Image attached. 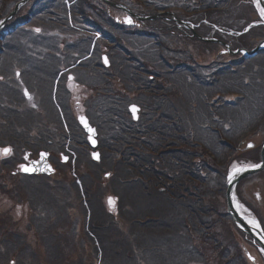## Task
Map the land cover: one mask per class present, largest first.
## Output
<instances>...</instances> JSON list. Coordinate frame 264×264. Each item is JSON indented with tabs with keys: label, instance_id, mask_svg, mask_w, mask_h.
<instances>
[{
	"label": "trees",
	"instance_id": "16d2710c",
	"mask_svg": "<svg viewBox=\"0 0 264 264\" xmlns=\"http://www.w3.org/2000/svg\"><path fill=\"white\" fill-rule=\"evenodd\" d=\"M18 0H5V3L3 4V15H7L9 11L14 7L15 3ZM37 0H31L29 3L30 7H33V2ZM121 1V0H120ZM124 3L129 4L128 0H122ZM101 4L105 7L104 3L100 0ZM139 5L142 4L141 1H138ZM56 7V6H55ZM101 6L97 5L95 3V0H78L75 4L72 6V18L73 21L77 23H82L84 26H90L88 24H92L100 30L104 27V25L101 23L99 24L98 21L95 19V17H100L103 21L110 22L113 19L109 16L108 14V8L105 10L103 8H99ZM92 12L89 11V9H92ZM58 9V8H57ZM100 10H103L102 13H100ZM67 7L66 5H62L60 7V12L62 15H59L57 18L65 20L66 26H68L69 19L67 17ZM155 12L154 9L148 8L144 9L141 14H150ZM93 13V14H91ZM96 14V15H94ZM95 16V17H94ZM2 17V16H1ZM68 22V23H67ZM91 22V23H90ZM114 22V21H113ZM113 22H110L113 24ZM159 20L157 21L158 25ZM88 23V24H87ZM115 26H117L119 29H115L116 31L119 30V32L124 33L122 36L120 35H111L109 41L105 43L106 48H108L109 53L113 54V56H116L115 62L112 61V66L110 68H106L102 63L101 69L105 72H107L106 75H103L105 81V84L103 86H106L103 89V86L101 88V94L104 93V97L106 98V102L110 104V99L116 98L117 99V108H116V114L110 112V106L105 107L107 109V118L110 119L111 124H122L121 127V132H123V135L121 138L117 137L114 141H107V144L105 147L107 148L108 152L115 150L119 154V163L117 164V170L119 173V176L124 170L129 169L128 171L131 173H136L140 180L144 179V181H148L149 185H147L145 182L142 181V183L145 186H150L155 190V195H154V200H153V209L157 210L158 206L160 205V196L162 192L159 190V188L163 185L166 188H170L171 186H167V184H161V177L160 175H164L166 178L169 176L171 172V168L175 166V162L172 161V157H174V152L176 150L170 149L172 146H168L167 144V133L170 132V138L171 141L175 140V138L178 136V140L180 143H174L171 145H177L178 144H191L197 141V147L198 151L203 152L204 154H207V150L211 148L214 150V154L217 153V158L221 157L219 155V150L223 149V140L220 137L222 135L221 131L215 130L213 128L206 130L204 128V124L198 122V127L196 126L195 129L197 128V136H195V132H191L192 130V125L190 124L192 121L190 119L183 121L182 123L175 125V126H165L161 125L160 121L157 120V115H151L148 120L149 116H146V118H142L141 121L135 122L132 121V119H129L128 116L125 113V111L122 109L125 103H128V101L134 100L137 101L141 106L143 107H149L151 104H159L160 101L162 102L163 97H167L168 100L169 98L174 99V97H178L180 92L179 91H174L173 88L170 92H168L166 88V84L169 82L168 77L164 76H157L155 77V80L152 81L150 79H147L139 74V70L141 69H146L151 73L157 72L160 68L155 65H151L147 61L151 60L154 58L155 60L160 59L161 56H158V51H152L149 53L148 51H144L143 48H138L140 49L135 52H132L128 47V41L129 39H138L140 37H143L146 41L150 39L149 36H145L143 34L138 35L136 32H133V29L136 28H128L124 25L117 24L114 22ZM155 25V23H153ZM153 25V26H154ZM155 25V29L157 28ZM71 24L68 26L70 27ZM93 26V27H94ZM102 27V28H101ZM164 30H168L170 28L166 27V24L164 25ZM74 29V28H73ZM72 26H71V30ZM137 30V29H136ZM173 30V29H171ZM103 31V29H102ZM154 31H158V28ZM169 38H173V34L175 32L168 30ZM104 32V31H103ZM128 33L129 37L126 36ZM83 37L84 40V46L83 48L79 49H71L72 52L71 54L74 53H87L88 52V46L90 44V40L88 37ZM64 42V41H63ZM70 48V47H69ZM137 48V47H135ZM137 54L139 58L130 60L132 62H138L141 58L140 56H145V63L142 64L139 62V65H135L133 63H128L129 59L131 57H135L133 54ZM126 55H129L130 57L126 58ZM167 56V55H166ZM129 61V62H130ZM174 61L173 58H166V63ZM142 66V68H141ZM117 70V75L116 78L118 79L117 86L114 85V88L111 85V72L114 70ZM138 70V72H137ZM110 74V75H109ZM165 78V81H164ZM202 77H199L198 79H201ZM145 84V87H144ZM171 86H175V83H172ZM95 91V90H93ZM94 96L97 95V93H93ZM93 94L91 97L93 98ZM1 93H0V142H3L7 138L6 135H8L7 131L3 129V125L9 126L12 125L14 127V123L16 122L18 124V131L19 128L26 127L27 132L31 133L32 130L29 128L30 123L26 121V119L30 118V122L32 121V115L31 114H25L22 116L23 111H19L16 107L10 106L7 102L3 101L4 98L2 97L1 99ZM90 101L93 102L91 99ZM182 103H185L183 99H180ZM2 108H5L7 112H4ZM21 114V115H20ZM121 116L122 121L119 119ZM45 119V117H44ZM150 121V122H149ZM146 122H149L147 124L148 126H145L144 124ZM146 128V129H144ZM218 128H221L218 126ZM63 130V128H62ZM61 131V129L59 130ZM224 131V129H223ZM226 134V131H224ZM176 134V137L173 136V134ZM230 133V132H229ZM19 134L22 135V137L26 136L27 134L22 133V131H19ZM169 138V139H170ZM193 146V145H192ZM179 147V146H178ZM192 148V147H191ZM107 150L105 151L107 153ZM218 150V151H217ZM224 150H226V146L224 145ZM225 152V151H224ZM216 160V159H215ZM209 163L214 166V160L209 161ZM179 164V163H177ZM113 170L116 171L114 168ZM63 172V170H61ZM191 172H194L192 170ZM201 174V172H199ZM60 174V171L59 173ZM57 174V175H58ZM62 174V173H61ZM173 174V173H172ZM183 175V174H182ZM192 176H196L193 174ZM121 177V176H120ZM201 178V177H198ZM41 179V178H37ZM45 182H52L49 179L51 177H45ZM179 179V178H178ZM176 180V179H175ZM202 180V179H200ZM39 181V180H38ZM170 181V180H166ZM171 181H173L171 179ZM58 182V181H54ZM147 182V183H148ZM22 183L19 181V176L10 172V171H3L0 169V193H6L11 199L19 201L23 197V191L21 190ZM191 185H186V184H181L178 183V185H175L176 190H173V187L170 189L173 192L177 193V188L180 190L183 187V190L187 191ZM148 188V189H149ZM151 188V189H152ZM53 189V188H52ZM150 190V189H149ZM154 194V193H152ZM158 196H159V201H158ZM160 202V203H159ZM183 221V220H182ZM156 220L154 221V225ZM12 222L11 219L6 218L5 216H2L0 214V264H12L11 261H15L14 264H18L19 262H23V264H42L43 262L45 264H59L60 262L63 261L64 258H58L57 253H49L51 257H55L52 261L49 259L47 260L46 257L47 255L44 253H40L39 256L42 259V261H31V257L33 255V249L32 245L29 243L27 236L25 237H17L13 236L12 233L10 232V229H12ZM14 225V224H13ZM157 226H164L160 229L169 231V224L164 223L161 225V222L157 224ZM187 228V226H186ZM16 229V226L15 228ZM178 231V229L174 230ZM174 231L170 232L169 235L165 237L164 240H162V237L159 238L160 242L163 243L167 249L164 250L165 253L164 255H171L172 258L174 259L168 261V264H188V260L193 258V250L190 248L186 251H183L187 241L191 240V235L186 234L184 236L183 242H180L179 244V237L175 240V234ZM102 239V238H100ZM173 241L176 243L174 244ZM123 246H127V240H124ZM110 254L113 256L114 254L112 253V250L110 249ZM183 251V252H182ZM200 252H197L195 256L199 260H201L202 256V251L200 248ZM61 253V252H60ZM190 256L189 258H186ZM57 258V259H56ZM205 259V258H204ZM59 260V261H58ZM194 260V259H193ZM197 260V261H199ZM204 261V260H202ZM34 262V263H33Z\"/></svg>",
	"mask_w": 264,
	"mask_h": 264
},
{
	"label": "rangeland",
	"instance_id": "374dc122",
	"mask_svg": "<svg viewBox=\"0 0 264 264\" xmlns=\"http://www.w3.org/2000/svg\"><path fill=\"white\" fill-rule=\"evenodd\" d=\"M27 2L24 3V7L22 6L20 8V11H19L20 13H23L20 15V19L22 18L21 21L25 22V24H24L25 27H28V30L24 31L22 33L25 36H27L29 34V32H31L32 36L33 35L36 36L37 33L34 31L35 29L33 30V27L38 28V25H41V23L51 22L50 19H45L43 22H42V20L44 19V16H45L44 14L47 15L45 18H48L52 14L51 13H50V15L47 14V12H48L47 9L44 11L43 8L37 7L34 9V11L40 12V14H36L37 17L34 18V21H33V16H28V18L27 17L24 18V12L28 11L30 9V7L27 6ZM197 4H198V1L189 0L187 6L191 7V9H193V8L196 9ZM195 23H196V21H195ZM15 30H16L15 32H17L16 34H17L18 40L16 41V43H13L12 46L13 47L17 46V48H21L24 45L23 35L20 32L21 29L16 28ZM9 33H11V32H9ZM40 33H41L40 37H42V38L39 37V39L36 41L33 40V38H31L32 40H29V44L32 47H29L27 49L28 46H26L24 49V53L25 52H27V54L37 53V55L41 56L44 53L43 47H49L50 45H48V44L51 43L50 47H51V50H53V51L50 50L49 54H51V55L47 56V57L46 56L42 57L43 61L45 60V62L43 63L45 65V63L47 64L49 59L52 61L54 60V54L56 53V51H54V48H52V42L49 39L56 38L59 36V34L55 31H52V30L51 31H49V30L42 31V27H41ZM114 33H115V30H114L113 34ZM25 36H24V38H25ZM212 36H217V35H212ZM58 39H62V38H58ZM57 41H59V40H55V42H57ZM59 42H57L58 45L60 44ZM190 43L192 44V42H190ZM193 43H194V47H196L194 50H196L198 52L197 54L202 55V51H204V44H202L198 41H194ZM11 49L12 48H10L9 52H11ZM26 49H27V51H26ZM213 52H216V49ZM12 53H14V50L12 51ZM200 55H199L198 60L201 59ZM257 58H259V57H257ZM261 60H264V57H262ZM254 62H257V59H255ZM216 67L220 68V65H217ZM227 76L229 78H232V77L237 76V74L236 73H229V74H227ZM27 77L28 76H25V78H27ZM32 87H33V90H35L34 91L35 93H33L34 98L36 100H38V104H37L38 110H36V111L32 110L31 107L28 104H26V102L24 101V99L22 97L20 99V103L17 102V104H19L21 107V109L19 111H23L22 116L25 114L26 115L27 114L32 115V118H31L32 121L30 122V118L26 119V121H28V123H30L29 128L31 130H34L33 133H35V135H34V137L29 136L26 139L27 142L25 144H29V142L35 140L36 141L35 144L38 145L39 149L49 148V147L54 148V147H58L59 144H62L61 147H63L64 146L63 141L66 143V140H67V143L71 147L70 144L72 143V141L69 140V137L68 138L65 137L63 139L62 143H60L59 142L60 140H57V139L52 144L44 143L45 141H47L49 139L57 138V136L53 135V133L49 134L50 128L47 127V125L45 124V121L43 120L44 118H41V111L43 108H45L43 106V99L44 98H43V95L41 97V95L39 94L40 92L37 91L38 90L37 83L33 84ZM219 88L220 87L217 86L213 91H212V89L209 90L211 94L212 93L214 94V96H211V94L209 93V97H208L209 100L205 101V103L207 104L208 107H210L209 103H211L210 105H212V103L215 102L213 97H215L217 95V91H221V88L220 89ZM216 89H217V91H216ZM187 91H189V93L187 94V96L189 98L191 95H193V91L191 90V88H189ZM228 91L229 90H226L225 94L217 96L219 99H217L216 102L221 101V98L230 99V100L232 99V100H235V102L239 101L238 99H240V98H236L237 96H235L232 93L229 94ZM59 93H60L59 90L57 92L53 93V100L55 99L54 102L56 101L55 103L57 105H59V100H58L59 99ZM51 94H52V92L51 93H44V96L45 95L50 96ZM251 96L256 97L255 94H252ZM203 97L208 99L207 96L203 95ZM41 99H42V101H41ZM17 100H18V98H17ZM240 106L242 108L243 103H241ZM54 107H55V105H54ZM53 111H54V109H53ZM204 111H205V109L202 110V113H204ZM210 111L211 110L209 108V112ZM45 112H46V114L48 113L46 111V109H45ZM241 114L243 115L242 112H241ZM33 115L34 116L37 115V117H34V119H33ZM48 117L50 119H52V120L49 119V123H48V125L51 126L52 121L54 119L50 116H48ZM200 119L202 120V118H200V116H199V120ZM55 121L58 122V119ZM18 127H20V126H18ZM25 128L21 126V128H19V131H22V133L28 135L29 132H27V129H25ZM46 135L48 137H46ZM4 138L8 139V140H4V143L15 145L16 147L19 148L18 150L22 153L21 147L24 146L25 144L18 145L14 141H10L11 139L8 136L4 137ZM74 138L77 139V137H75V136H74ZM189 149H190V146L188 144H184V143L179 144L177 154H186V153H188ZM63 153H65V152H63ZM65 154L68 157L67 153H65ZM68 154H70V153H68ZM16 160H18V159H16ZM102 162H103L102 164H105V163H108L109 160H105V161L102 160ZM105 166H107V164H105ZM108 166H112L111 163H109ZM114 168L116 169V171L113 170V174H111L110 177H105V173L104 174L102 173V168H100V174L99 175H95V176L93 175L92 186H91L90 191H88V195H90V196L92 195L91 200H89L88 196L85 195L86 199H87L86 201H85V199L83 201V199H80V197H79L82 205L79 204L77 201H74V204H73L74 208L71 209L72 216L75 217V216L81 214V216L75 217V218H80L81 221L88 219V223L92 226L93 220H97V218L94 219V217H96V215L99 214V211L101 208L103 209V211H104L103 207L107 208L108 204H107L106 200H107L109 195H112L114 197H118V202H117L118 208H120L121 210H124V212L126 210L125 216L122 215L123 214L122 212L118 215L119 216L118 221L120 222V224H121V221H124V224H126L125 227L123 226L124 232H129L130 230H135V231H138L137 232L138 237H144V238H148V239L154 238L153 236H158L159 234H162V233L163 234L167 233V231L163 232V229H160L161 226H157V224L154 226L153 231H149V230H151V226H150V229L148 230L146 227L143 228L139 224H136V222L134 220H139V221L145 223L147 221H151V220H149L150 219L149 216L151 218H157V219H159L160 217L159 216L156 217L154 214H152L149 211V209L147 207V206H149V200L146 199L145 196H142L141 193L136 188L125 190V188H126L125 185H123L122 183H120V181H118L116 179L117 174H118V170H117L116 166H114ZM108 171L109 170H107V172ZM110 173H112V172H110ZM114 175H115V177H114ZM133 177L134 176H130L128 179H132ZM126 178H127V174H126ZM214 179H218L217 174H214ZM38 186L34 187L33 182H25V185H22L20 187L21 190L23 191L24 199L22 198L19 201L11 199L10 197L7 196V194L4 195V194L0 193V214L2 216H5L6 218L11 219V222L14 224V225L12 224V227H11L12 229L15 228V226H16L17 230H21L23 233L28 232V234H26V235H28V240H29V243L32 245V247H33V222H32L33 206L34 207H40V205L45 204L44 200L47 199V198H44L42 193L37 189V188H39ZM85 194H87V192H85ZM82 197H83V195H82ZM100 199H103V207L99 204ZM100 206H101V208H100ZM78 207L80 208L79 210H78ZM162 217H164V216H162ZM173 218L174 217L171 214V217L168 216V221L170 223H172ZM111 219H112L111 217H108V221L104 222V224H109V220H111ZM165 219H166V216H165ZM129 220H131V221H129ZM81 235H82V233H81ZM88 249H90V248L87 247L86 252L88 253L89 256L92 257L93 253L91 254V251H89ZM52 250H54V249H52ZM55 250L57 251L58 258L61 259L62 257H64V259L67 261V262H65V260H64V261L60 262L59 264H78V262H81V264H85V263L94 264V262H95V264H100L99 258H97V256H96L95 260L92 261L91 258L87 257L85 255V253H83L82 249H74V250L70 251L68 248L65 249L61 245V246L57 247ZM44 254H46V253H44ZM30 259H31V261H37L36 259H33V255ZM167 259H168V261H170L172 259V256L169 255ZM38 260L42 261V259H38ZM83 261H89V262H83ZM147 261H148V264H165L164 263L165 257H163V258L155 257L154 258V256H153L152 258H150V261L149 260H147ZM116 262H117L116 264H142V258H140V262L134 263L132 261L131 262L125 261L124 257H117ZM18 264H23V262L21 261ZM42 264H45V263L43 262ZM192 264H198V263L193 262Z\"/></svg>",
	"mask_w": 264,
	"mask_h": 264
},
{
	"label": "flooded vegetation",
	"instance_id": "af4514ba",
	"mask_svg": "<svg viewBox=\"0 0 264 264\" xmlns=\"http://www.w3.org/2000/svg\"><path fill=\"white\" fill-rule=\"evenodd\" d=\"M259 13L261 14L260 10ZM246 182L243 184V189L239 192L241 198V201L238 203L239 209L243 215L260 222V225L264 229V172L259 174L257 180ZM243 235L245 239L251 241L254 245L253 249L257 256H255V263L264 264V254L260 251L259 247L250 237L245 234Z\"/></svg>",
	"mask_w": 264,
	"mask_h": 264
},
{
	"label": "water",
	"instance_id": "95a60500",
	"mask_svg": "<svg viewBox=\"0 0 264 264\" xmlns=\"http://www.w3.org/2000/svg\"><path fill=\"white\" fill-rule=\"evenodd\" d=\"M81 123L83 124V126L85 127V129L87 130V132L94 134V129L91 128V126L88 123V120L85 117H81L80 118ZM89 129H91L92 131H90ZM263 153V163L260 167H258L259 169L264 167V147L262 150ZM23 169H27L25 170V172H29V173H39V172H44L47 174H50L53 172V169L50 165V163L48 162V154L47 153H41V158L38 161H34L29 167L28 166H24ZM256 168H249L246 169L243 173H241L240 175H237L236 178H234L233 180H230L229 182V191H228V195H229V206H230V211L232 212V214L235 217V221L236 223L241 226L243 229H245L246 231L252 233L251 230L249 228L246 227L245 223L242 222L239 218L238 215L235 211H233L232 209V202H231V192L233 190V187L235 185V183L237 182V179L240 177H243L253 171H255ZM256 238L257 236L254 235ZM260 243L262 245H264V243L262 241H260Z\"/></svg>",
	"mask_w": 264,
	"mask_h": 264
},
{
	"label": "snow or ice",
	"instance_id": "6c2138e0",
	"mask_svg": "<svg viewBox=\"0 0 264 264\" xmlns=\"http://www.w3.org/2000/svg\"><path fill=\"white\" fill-rule=\"evenodd\" d=\"M260 11H261L262 14H264V8H261ZM133 111H135V108H133ZM89 130L92 131L91 129H89ZM249 147H252V145H249ZM4 151L7 152L8 150L5 149ZM250 167L257 168V167H260V165H250ZM25 170H27V169H25ZM238 170L239 169L234 168V171H238ZM109 203L111 204V203H113V201L110 199Z\"/></svg>",
	"mask_w": 264,
	"mask_h": 264
}]
</instances>
